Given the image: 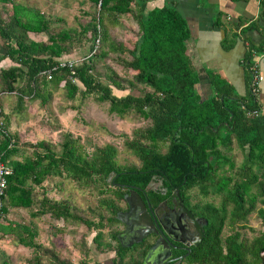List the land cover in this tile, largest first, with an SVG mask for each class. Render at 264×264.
<instances>
[{"label": "trees", "instance_id": "1", "mask_svg": "<svg viewBox=\"0 0 264 264\" xmlns=\"http://www.w3.org/2000/svg\"><path fill=\"white\" fill-rule=\"evenodd\" d=\"M94 4L96 12L80 32L90 43L88 58L73 67V74L69 69H59L47 81L40 72L68 60L65 57L70 48L81 39L74 41L69 31L55 32L52 22L37 10L30 19L26 13L31 8H23L14 0H0V61L11 62V67L0 69V95L15 94L21 113L26 102L39 101L45 110L52 91L62 88L70 101L92 97L94 102L106 104L108 113L120 121L126 117L142 121L146 125L123 142L137 164L121 166L113 145L94 146L89 151L71 134L64 135L55 146L44 140L29 144L33 156L19 155V160H14L19 138L10 133L9 118L1 109L5 134L0 132V160L13 170L3 197L4 218L10 209H17L27 211L31 219L49 217L56 223L81 225L95 232V249L105 252L113 247L104 241V230L110 229L111 241L117 239L113 228L119 223L116 201H124L120 190H127L126 186L145 190L155 181L164 190L193 193L196 189L199 197L220 199L219 206L210 205L207 210L210 220L203 242V250L209 254L207 264H260L264 232L249 241L239 231L256 212L257 201L264 205V113L249 88L250 67L254 56L264 53V42L257 48L251 46L245 55L246 96L240 97L230 85L211 79V94L202 98L196 90L199 77L187 53L189 29L175 8L148 11L147 0H94ZM124 16H130L138 27L132 49L114 43L109 33V26ZM259 20L264 21V0H260ZM31 35L46 40L36 41ZM98 37L100 45L91 55ZM112 54H117L114 61L122 75L106 64ZM48 85L52 91L44 94ZM114 91L126 94L117 96ZM135 91L140 94L135 95ZM234 148L243 155L238 168L227 155ZM55 178L98 195L97 221L79 216L68 200H49L44 194L38 198L33 186L45 193V181ZM257 212L264 219V210ZM3 225V236L13 229L25 232L19 243L32 250L29 264H72L35 242L37 234L27 226L17 224L12 229ZM225 225L232 234L222 239ZM79 245L85 258L82 264H87L90 249L84 239ZM118 250L120 254L122 249Z\"/></svg>", "mask_w": 264, "mask_h": 264}, {"label": "rangeland", "instance_id": "2", "mask_svg": "<svg viewBox=\"0 0 264 264\" xmlns=\"http://www.w3.org/2000/svg\"><path fill=\"white\" fill-rule=\"evenodd\" d=\"M14 2L23 8H31V11L26 13L30 19L35 14L33 10H37L44 18L52 22L51 27L55 32L69 31L74 41L77 38L81 39L80 44L74 43L76 46L70 48L69 57H66L68 60L78 61L89 53L90 43L87 42V37L84 39L80 36V32L91 21L93 14L96 12L94 0H14ZM119 33L111 35L113 42L116 44L122 43L123 37ZM31 38L36 41L46 40L43 36H32ZM130 38L129 41H133L134 36H130ZM1 52L3 53V50H0ZM116 55H110L106 59V64L117 74L122 75L121 67L114 61ZM99 68L104 75H109V71L103 66H99ZM51 89V85H48L47 89L44 90V94H47L48 90L52 91ZM55 92L48 100L45 110L42 109L39 101L26 102L23 106L25 111L21 113L17 110L18 103L15 94L0 95L1 109L9 118L10 133L17 135L19 138L16 146L18 154L15 157L19 155L32 157L34 149L29 147V144L44 140L52 142L55 146L62 142L64 135L71 134L73 138L83 143L89 151L94 146L113 145L118 152L116 160L121 166L137 164V160L127 151L123 142L126 136L131 138L134 130L146 124L130 117L120 121L114 115L108 113L106 104H98L93 101L92 97L85 100L75 99L70 101L66 98L62 88ZM125 94L114 91V95L117 96ZM134 94L139 95L140 93L135 91ZM227 155L235 168L243 163V155L239 149L234 148ZM47 181L49 182L44 185H48L45 193L38 187L35 188L36 193L39 194V199L44 194L49 200H68L73 207L78 209L79 216L88 220H96V214L99 213V204L98 195L95 192L77 190L69 180L55 178ZM155 187H158V185ZM193 194L199 198L196 189ZM212 201L218 206L220 199L213 198ZM256 206V212L251 214L244 224L246 228L239 231L249 241L260 232H264V219L257 212L258 210H264V205L258 200ZM30 222L34 224L30 225ZM2 224L6 228L11 225L12 229L17 224L27 226L37 234L35 242L55 252L60 258L70 260L72 264H77L79 260L85 259L79 245L81 240L84 239L90 249L89 256L86 259H89L91 264L97 261V250L93 243L95 232L89 231L81 225L56 223L49 217L31 219L27 212H17L16 215L11 217V220L1 221L0 225L2 226ZM3 232L0 231V264L3 262L29 264L27 260L32 259V250L19 243V238L25 236V232L13 229V231L7 232L5 236L2 235ZM109 232L108 229L104 230V241L106 242L109 241ZM230 234H232V231L225 225L222 231V239ZM106 256L108 254L103 255V257ZM44 260L46 262V257H44Z\"/></svg>", "mask_w": 264, "mask_h": 264}, {"label": "crops", "instance_id": "3", "mask_svg": "<svg viewBox=\"0 0 264 264\" xmlns=\"http://www.w3.org/2000/svg\"><path fill=\"white\" fill-rule=\"evenodd\" d=\"M167 6L175 8L187 23L190 33L186 44L187 53L199 77L197 93L202 98L209 97L212 79L219 84L230 85L238 96H246L249 90L243 61L251 46L257 48L264 42V21L259 20L260 1L147 0L148 11ZM255 23L257 25L251 27ZM118 32L123 37L121 44L127 49H132L137 41L138 27L130 16H124L118 23L109 26L111 35ZM130 36H134L133 41H129ZM232 36H234L233 43ZM253 62L258 65L263 78L257 100L264 113V53L255 55ZM9 67L11 62L8 59L0 61V69ZM59 90L60 88L56 92ZM14 160L19 158L16 157ZM47 182L49 181H45L44 185ZM33 188L37 187L33 186ZM17 212L27 211L10 209L4 218L5 221L11 220Z\"/></svg>", "mask_w": 264, "mask_h": 264}, {"label": "flooded vegetation", "instance_id": "4", "mask_svg": "<svg viewBox=\"0 0 264 264\" xmlns=\"http://www.w3.org/2000/svg\"><path fill=\"white\" fill-rule=\"evenodd\" d=\"M126 187L127 190H120L124 201H115L119 208L116 219L123 214L127 216V224L117 219L119 223L113 228L117 232L116 241H105L113 249L96 251L97 261L93 264H207L209 254L203 250L210 220L207 210L210 205L217 206L211 195L197 198L189 190H164L155 181L145 190ZM133 192L141 198L143 206L137 202L130 210L125 199L132 197ZM128 227V237L120 242L118 236ZM105 254L108 256L103 257ZM77 264H82V259ZM260 264H264V253L260 254Z\"/></svg>", "mask_w": 264, "mask_h": 264}, {"label": "built area", "instance_id": "5", "mask_svg": "<svg viewBox=\"0 0 264 264\" xmlns=\"http://www.w3.org/2000/svg\"><path fill=\"white\" fill-rule=\"evenodd\" d=\"M260 1V0H259ZM100 7V3L98 4V8ZM100 45V38L98 37L94 44V49L91 55L94 53L95 50ZM88 58L87 56L85 58L79 59L78 61H70V60H63L58 62L57 65L53 66L51 69L44 70L40 72V76L47 81L52 80L53 73L56 72L59 69H69L71 73L73 74V67L76 66L79 62L85 60ZM250 74H251V80H250V90L251 92L257 96L260 88V84L263 80L261 73L259 72L258 65L253 62V64L250 67ZM0 113H1V106H0ZM3 121L0 117V132L5 134L4 128H3ZM13 174V170L11 166L8 164H5L0 160V221L4 218L3 214V197L5 195V190L7 188V182L8 178L11 177Z\"/></svg>", "mask_w": 264, "mask_h": 264}, {"label": "water", "instance_id": "6", "mask_svg": "<svg viewBox=\"0 0 264 264\" xmlns=\"http://www.w3.org/2000/svg\"><path fill=\"white\" fill-rule=\"evenodd\" d=\"M129 189L130 190H141V189L134 188V187L129 188ZM131 195H132V197H127L125 199L126 203L130 207V210L134 207V204L137 203V202H139L143 206V202H142L141 198L135 192L131 193ZM126 217L127 216H124L123 214H119L118 217H117V219L121 223L127 224ZM129 232H130V230H129V227H128L123 234H120L118 236L119 241L122 242L125 236L128 237V233ZM126 247H128V246H126Z\"/></svg>", "mask_w": 264, "mask_h": 264}]
</instances>
